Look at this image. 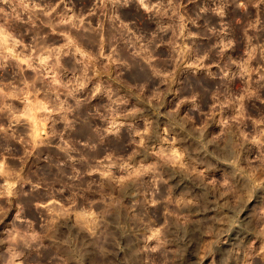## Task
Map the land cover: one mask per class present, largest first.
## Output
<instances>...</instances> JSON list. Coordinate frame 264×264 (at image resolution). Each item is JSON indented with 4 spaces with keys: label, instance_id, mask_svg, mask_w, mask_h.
Here are the masks:
<instances>
[{
    "label": "rangeland",
    "instance_id": "rangeland-1",
    "mask_svg": "<svg viewBox=\"0 0 264 264\" xmlns=\"http://www.w3.org/2000/svg\"><path fill=\"white\" fill-rule=\"evenodd\" d=\"M0 264H264V0H0Z\"/></svg>",
    "mask_w": 264,
    "mask_h": 264
}]
</instances>
